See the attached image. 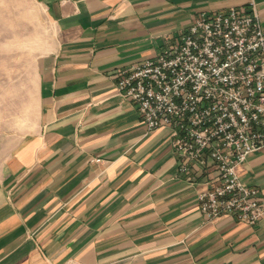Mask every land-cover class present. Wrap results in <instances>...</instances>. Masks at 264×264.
Instances as JSON below:
<instances>
[{
  "label": "crops",
  "instance_id": "1",
  "mask_svg": "<svg viewBox=\"0 0 264 264\" xmlns=\"http://www.w3.org/2000/svg\"><path fill=\"white\" fill-rule=\"evenodd\" d=\"M54 34L37 121L0 176V264H264L254 225L207 218V175H182L171 129L148 131L117 73L174 46L199 14L264 0H38ZM264 195V147L235 166Z\"/></svg>",
  "mask_w": 264,
  "mask_h": 264
},
{
  "label": "built area",
  "instance_id": "2",
  "mask_svg": "<svg viewBox=\"0 0 264 264\" xmlns=\"http://www.w3.org/2000/svg\"><path fill=\"white\" fill-rule=\"evenodd\" d=\"M116 86L148 131L171 129L182 175L199 167L208 176L198 194L203 215L260 220L264 195L235 172L264 147V27L254 3L199 14L176 45L119 70Z\"/></svg>",
  "mask_w": 264,
  "mask_h": 264
},
{
  "label": "rangeland",
  "instance_id": "3",
  "mask_svg": "<svg viewBox=\"0 0 264 264\" xmlns=\"http://www.w3.org/2000/svg\"><path fill=\"white\" fill-rule=\"evenodd\" d=\"M53 34L38 0H0V176L36 125L37 65Z\"/></svg>",
  "mask_w": 264,
  "mask_h": 264
}]
</instances>
